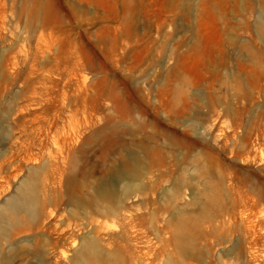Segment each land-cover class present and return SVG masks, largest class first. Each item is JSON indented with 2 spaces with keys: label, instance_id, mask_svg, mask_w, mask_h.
<instances>
[{
  "label": "rangeland",
  "instance_id": "rangeland-1",
  "mask_svg": "<svg viewBox=\"0 0 264 264\" xmlns=\"http://www.w3.org/2000/svg\"><path fill=\"white\" fill-rule=\"evenodd\" d=\"M0 264H264V0H0Z\"/></svg>",
  "mask_w": 264,
  "mask_h": 264
}]
</instances>
